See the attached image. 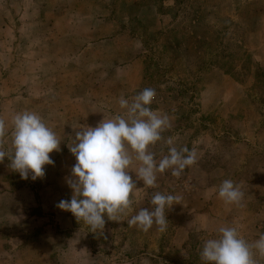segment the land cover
<instances>
[{"label": "rangeland", "instance_id": "1", "mask_svg": "<svg viewBox=\"0 0 264 264\" xmlns=\"http://www.w3.org/2000/svg\"><path fill=\"white\" fill-rule=\"evenodd\" d=\"M145 88L170 123L148 151L159 162L171 139L196 162L179 178L157 173L154 188L130 169L131 210L93 230L57 207L73 194L69 147L79 127L126 115L120 98ZM24 111L61 143L35 180L0 163V264H204L200 250L219 227H237L250 244L264 234V0H0L5 150ZM225 179L244 193L239 204L219 197ZM156 192L181 197L166 230L129 225Z\"/></svg>", "mask_w": 264, "mask_h": 264}, {"label": "clouds", "instance_id": "2", "mask_svg": "<svg viewBox=\"0 0 264 264\" xmlns=\"http://www.w3.org/2000/svg\"><path fill=\"white\" fill-rule=\"evenodd\" d=\"M155 96V89L145 88L131 102L121 97L119 104L127 110L126 115L117 114L95 127L83 125L75 131V143L69 149L77 162L66 180L73 194L70 200H61L57 207L70 211L93 230L103 228L106 215L108 219H116L117 214L131 210V194L137 187L129 175L130 169L136 173L137 180L154 188L157 173L171 168L172 175L179 178L186 167L196 162L195 150L190 151L187 146L178 150L171 146V139L167 141L169 154L159 162L148 151V146L161 140L162 131L170 126L167 114L161 115L149 107ZM7 134L6 121L0 118V163L7 157L12 171L19 172L23 179L29 178V172L33 180L43 177L44 165L54 164L49 153L59 150L61 141L56 133L39 114L24 111L12 117L11 151L4 148ZM134 160L140 166L132 169ZM218 194L227 204H239L244 196L231 179L222 181ZM180 199L178 195L156 192L150 201L154 207L141 208L127 223L145 232L156 224L163 232L169 221L166 210ZM217 232L218 236L205 240L200 250L204 264H257L253 249L264 256V234L250 244L240 236L237 227L221 226Z\"/></svg>", "mask_w": 264, "mask_h": 264}]
</instances>
